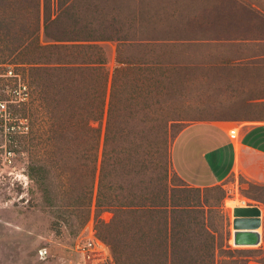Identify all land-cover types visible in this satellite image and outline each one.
<instances>
[{"label": "rangeland", "instance_id": "374dc122", "mask_svg": "<svg viewBox=\"0 0 264 264\" xmlns=\"http://www.w3.org/2000/svg\"><path fill=\"white\" fill-rule=\"evenodd\" d=\"M261 9L264 0H0V264H214L217 242L235 252L219 256L227 253L216 247V264H263L264 183L236 170L195 188L170 162L188 123L264 124L256 118L264 116V57H249L264 52ZM56 15L51 27L89 23L109 37L96 41L109 69L118 47L127 61L169 64L161 90L154 73L127 72L119 152L103 156L100 144L94 159L76 144L68 151L49 141L50 113L36 112L45 105L31 74L35 62L53 60L38 44L49 42L45 17ZM72 52L57 57H81ZM9 68L20 79L6 75ZM19 82L29 92L23 102L13 91ZM95 162L93 195L101 175L103 193L115 198L110 207L87 200ZM31 163L43 167L42 180L28 176ZM248 204L261 210L260 237L234 243L233 207ZM89 224L104 246L89 237Z\"/></svg>", "mask_w": 264, "mask_h": 264}, {"label": "trees", "instance_id": "16d2710c", "mask_svg": "<svg viewBox=\"0 0 264 264\" xmlns=\"http://www.w3.org/2000/svg\"><path fill=\"white\" fill-rule=\"evenodd\" d=\"M261 10L264 16V9ZM58 17L59 15L45 17L43 29L49 42L38 44L39 49L44 51L48 49V55L50 54V59L53 60L49 62V65H44V62H35L31 74L36 94L42 102L41 106L45 105L43 111H40V108L36 112L41 116H43L42 112L50 113L48 115L49 141L54 145H65L63 148L68 151L73 150V144H76L79 150L85 151L94 159L97 157L100 144H102L101 154L103 156L110 152H119L121 150L120 141L125 136L122 126L123 100L132 81L127 72L139 71L144 79L151 78V74L154 73L152 81L161 90L164 88L161 79H166L165 72L169 64L162 61L149 62V64L145 61H127L125 57H119L120 48L118 47L114 66L109 69L103 49L96 42L109 37L98 34L89 23L77 29L51 27V23L55 22ZM64 48L71 55H73L72 50L79 49L81 57H69L68 59L57 57L59 49ZM249 57H264V52ZM146 86H149V83H146ZM8 88L12 90V87ZM256 118L264 120L262 115ZM37 137L36 129V131H31L27 140L32 143ZM97 168L95 162L91 167L93 177L87 182L90 190L87 200L89 202L94 200L99 208L115 205V198L105 195L102 191L101 175L97 177V188L93 195ZM43 170L41 165L31 163L28 166V176L34 180H42ZM100 235L102 238L107 236L103 231ZM216 247L221 252L227 253H220L219 256H234L235 250L223 249L222 244L214 243V250L211 253L214 264L218 261L215 253ZM231 261L235 262L236 259L233 258ZM262 263L264 264V261Z\"/></svg>", "mask_w": 264, "mask_h": 264}, {"label": "crops", "instance_id": "0c3cea01", "mask_svg": "<svg viewBox=\"0 0 264 264\" xmlns=\"http://www.w3.org/2000/svg\"><path fill=\"white\" fill-rule=\"evenodd\" d=\"M228 126L217 120H196L179 131L170 150V162L185 183L210 187L236 170L256 183H264V124L234 125L237 141L230 138ZM255 240L249 237L240 241L255 244L247 243Z\"/></svg>", "mask_w": 264, "mask_h": 264}, {"label": "water", "instance_id": "95a60500", "mask_svg": "<svg viewBox=\"0 0 264 264\" xmlns=\"http://www.w3.org/2000/svg\"><path fill=\"white\" fill-rule=\"evenodd\" d=\"M260 214L261 210L257 205H245V206H235L233 207V240L234 243H244L243 241L249 237H255L254 242L256 243L259 238V233L256 228L260 225Z\"/></svg>", "mask_w": 264, "mask_h": 264}, {"label": "built area", "instance_id": "2783aa9c", "mask_svg": "<svg viewBox=\"0 0 264 264\" xmlns=\"http://www.w3.org/2000/svg\"><path fill=\"white\" fill-rule=\"evenodd\" d=\"M6 75H8V76H17L20 79L19 74L13 72L12 68L7 69ZM13 91L17 93L19 101H25V100L28 99L29 92H28L26 84L19 82L17 89L15 88ZM5 111H6V103L4 101L0 100V115L5 113ZM27 127H28L27 124L24 123V125L22 126V128H24V129H22V132H24L25 128L27 129ZM227 131H228V134H229L230 138H232L235 141L238 140V129L235 128V126H233V125L228 126L227 127ZM89 234H90L89 237L92 238L98 245H101V246L103 245L104 246V244L101 242V240H99L98 238L95 237L94 230L90 226V224H89ZM42 252L43 251L40 250V254H42Z\"/></svg>", "mask_w": 264, "mask_h": 264}, {"label": "bare ground", "instance_id": "6f19581e", "mask_svg": "<svg viewBox=\"0 0 264 264\" xmlns=\"http://www.w3.org/2000/svg\"><path fill=\"white\" fill-rule=\"evenodd\" d=\"M236 200V199H235ZM236 202V201H235ZM237 203H240V202H238V200H237ZM230 204H232V203H230ZM234 204V203H233Z\"/></svg>", "mask_w": 264, "mask_h": 264}]
</instances>
